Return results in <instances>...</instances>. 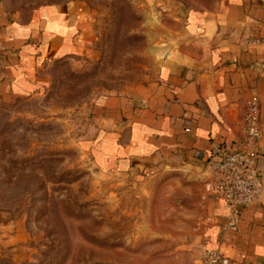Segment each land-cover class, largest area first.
I'll list each match as a JSON object with an SVG mask.
<instances>
[{"label":"rangeland","instance_id":"374dc122","mask_svg":"<svg viewBox=\"0 0 264 264\" xmlns=\"http://www.w3.org/2000/svg\"><path fill=\"white\" fill-rule=\"evenodd\" d=\"M219 1L12 0L78 2L88 35L51 66L44 91L0 101V264H205L194 173H102L80 143L96 97L152 78L178 34L176 14Z\"/></svg>","mask_w":264,"mask_h":264},{"label":"crops","instance_id":"0c3cea01","mask_svg":"<svg viewBox=\"0 0 264 264\" xmlns=\"http://www.w3.org/2000/svg\"><path fill=\"white\" fill-rule=\"evenodd\" d=\"M0 0V101L45 90L51 66L80 53L88 23L78 2L16 7ZM174 44L154 75L128 92L94 99L89 132L80 146L102 173L147 178L183 167L200 184L204 210L201 246L228 264H264V0H220L213 11L187 10ZM259 104L262 137L257 167L263 188L240 207L230 230L224 205L204 190L212 166L243 139V116Z\"/></svg>","mask_w":264,"mask_h":264},{"label":"built area","instance_id":"2783aa9c","mask_svg":"<svg viewBox=\"0 0 264 264\" xmlns=\"http://www.w3.org/2000/svg\"><path fill=\"white\" fill-rule=\"evenodd\" d=\"M242 133L243 139L239 146L214 163V177L204 186L209 197L224 205L227 218L225 227L230 230L238 228L240 207L255 200L263 188L262 176L257 167L262 126L256 98L248 103L243 116ZM204 262L228 264L229 260L220 251L207 248L204 250Z\"/></svg>","mask_w":264,"mask_h":264}]
</instances>
